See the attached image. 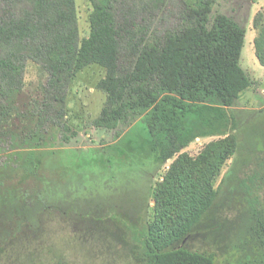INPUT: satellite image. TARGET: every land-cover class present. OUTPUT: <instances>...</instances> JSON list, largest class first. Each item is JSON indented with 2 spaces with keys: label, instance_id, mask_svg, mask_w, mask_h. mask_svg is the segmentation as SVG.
I'll return each mask as SVG.
<instances>
[{
  "label": "rangeland",
  "instance_id": "1",
  "mask_svg": "<svg viewBox=\"0 0 264 264\" xmlns=\"http://www.w3.org/2000/svg\"><path fill=\"white\" fill-rule=\"evenodd\" d=\"M263 6L215 0L210 18L224 13L244 30L239 65L249 85L229 107L209 99L190 110L181 150L161 164L145 113L112 128L94 125L107 100L97 86L106 72L96 64L71 79L64 114L44 124L35 145L30 115L41 110L45 76L28 63L11 102L12 136L0 139V264H136L147 224L169 244L212 193L209 209L170 246L210 253L217 264L264 258L252 213L264 211V67L252 23ZM75 7L79 38H86L91 2L75 0ZM173 9L167 3L152 28L175 23L164 21Z\"/></svg>",
  "mask_w": 264,
  "mask_h": 264
},
{
  "label": "trees",
  "instance_id": "2",
  "mask_svg": "<svg viewBox=\"0 0 264 264\" xmlns=\"http://www.w3.org/2000/svg\"><path fill=\"white\" fill-rule=\"evenodd\" d=\"M89 34L79 38L75 0H0V139L12 136L8 124L23 90L25 69L35 63L43 75L41 110L30 115L29 137L39 144L42 128L64 114L71 79L90 64L105 69L97 86L106 105L93 121L112 128L118 121L146 115L152 151L161 163L181 150L186 116L198 103L215 99L229 107L248 87L239 65L244 30L229 16L210 18L215 0H89ZM165 22L152 28L151 18ZM254 53L264 67V6L255 14ZM165 25V26H164ZM0 147V151H1ZM264 180V176H263ZM215 193L190 213L169 244L150 225L141 233L142 258L136 264H217L210 253L171 245L199 221ZM256 230L264 242V211L252 207ZM233 264H264L246 258Z\"/></svg>",
  "mask_w": 264,
  "mask_h": 264
}]
</instances>
